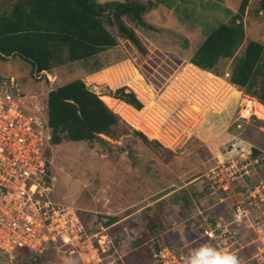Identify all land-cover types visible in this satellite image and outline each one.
I'll return each mask as SVG.
<instances>
[{
	"label": "rangeland",
	"instance_id": "obj_1",
	"mask_svg": "<svg viewBox=\"0 0 264 264\" xmlns=\"http://www.w3.org/2000/svg\"><path fill=\"white\" fill-rule=\"evenodd\" d=\"M10 1L0 0V12ZM135 1L155 3V6L143 15L145 25L135 26L127 21L146 48L145 54L138 52L129 41L118 37L117 29L113 26L109 29L116 35L117 44L99 53L88 63L76 61L58 65L47 70L45 75L32 73L29 65L18 56H9L0 58V77L18 79L25 93L36 92L35 97L38 95V102L41 99L40 104L46 101L47 92L51 88L76 78H81L89 88L103 96L105 87L114 89L125 86L127 90H132L124 80L139 73L143 81L151 88L154 86L158 92L179 65L190 61L204 37L220 23L228 22L238 12L241 2ZM257 1L249 0L245 12L241 15L245 38L235 56L242 53L249 40L264 43V16L256 10ZM231 62V58L221 60L220 67L228 71ZM96 64L101 68L91 72V67ZM236 87L239 90L238 86ZM132 91L141 100L143 108L144 99L148 98L141 97L134 89ZM233 91H230L232 98H240L231 119L228 114L207 113L210 117L205 124L207 114L202 115L194 125H187L186 129L181 125V120L170 121L168 129L172 128L173 132L181 130L177 143L170 144L163 137L148 132L151 128L149 125L146 127L144 121L149 122L148 114L159 108L157 103L144 113L141 126L145 131L134 127L121 117L127 124L129 133L117 140L104 136L109 142L63 140L57 145L48 144L47 180L51 188V199L71 204L80 215L87 213L99 221L101 217L118 220L135 212L119 225V230H107L112 240L108 258L113 264H123L125 256L143 246H147L151 253L152 249L156 248L155 244L181 249L186 255L195 254V250L202 245L199 234L208 219L219 216L228 218L231 213L230 206L234 196L229 191L223 192L215 187L213 189L205 183V173L213 159L218 156L221 145L241 137L261 149L263 153L258 154L259 157L264 156V127L257 129L258 124L251 117L258 116L253 113L255 108L249 114L243 111L246 99L254 97L240 90L238 95H233ZM232 98L229 96L225 103ZM154 100L156 101V98ZM166 106L173 105L168 102ZM174 107L171 110L176 111L175 116L178 119L187 123L191 120L184 118L182 112L177 108L174 110ZM237 112L238 115L242 113L246 117L244 121H240L241 127L230 126L232 120L236 119ZM228 113L230 114V111ZM151 116L153 117V114ZM167 127L163 126L161 132L167 130ZM251 128L256 129L250 131ZM132 130L142 132L149 140H156L162 148L145 144ZM240 183L231 187L235 194H238ZM150 215H156L159 222L152 232L145 228ZM90 221L89 218V225ZM95 223L98 228L100 224ZM123 225L126 226L123 228ZM141 238L143 239L139 241ZM43 256L45 260L36 264L48 263L50 256L56 259L51 250H47V254L44 252ZM20 261L15 255L9 257L0 252V264H20Z\"/></svg>",
	"mask_w": 264,
	"mask_h": 264
},
{
	"label": "built area",
	"instance_id": "obj_2",
	"mask_svg": "<svg viewBox=\"0 0 264 264\" xmlns=\"http://www.w3.org/2000/svg\"><path fill=\"white\" fill-rule=\"evenodd\" d=\"M40 73L47 75L46 71ZM228 76V72L216 75L187 61L169 75L158 92L143 81L159 106L154 113L149 112L145 126L149 125L151 131L170 144L177 143L181 130L173 132L168 123L181 120L186 129L202 115L221 112L226 99L232 98L230 91L237 90ZM18 81L0 77V251L9 257L21 248L34 254L53 251L56 259L44 264H113L108 258L112 240L102 225L107 218L101 217L97 230L88 232L73 205L51 199L47 180V113L39 103L41 99L38 102V95L35 97L36 92L25 93ZM168 102L191 120L187 123L178 119L176 111L171 110L173 106H166ZM245 108L246 104L243 111ZM238 116L245 117L242 113ZM163 126L167 130L161 132ZM226 142L205 177L209 187L234 196L231 213L228 218L219 216L207 221L199 238L202 244L235 252L242 264H264V156H254L253 146L242 138ZM238 182L241 183L235 194L231 187ZM189 256L181 249L159 244L152 249L147 264H184Z\"/></svg>",
	"mask_w": 264,
	"mask_h": 264
},
{
	"label": "trees",
	"instance_id": "obj_3",
	"mask_svg": "<svg viewBox=\"0 0 264 264\" xmlns=\"http://www.w3.org/2000/svg\"><path fill=\"white\" fill-rule=\"evenodd\" d=\"M248 2L249 0H241L238 12L228 22L220 23L212 29L189 60L216 75L228 72V81L264 105V43L249 40L242 53L235 56L245 38L241 15L245 12ZM154 6V2L142 3L135 0H11L0 12V58L18 56L29 65L32 73L47 71L69 62L88 63L99 53L117 44L116 35L109 29L113 26L117 29L118 37L129 41L138 52L145 54L146 48L127 21L135 26L145 25L143 15ZM256 10L264 16V0L257 1ZM228 58H231L232 62L229 70L224 71L220 67V61ZM100 68L101 66L96 64L91 67V72ZM102 94L118 99L137 110L142 107L141 100L132 90L127 91L125 86L114 89L105 87ZM239 98H232L223 111H212L208 114H228L231 119ZM42 104L47 113L51 145H57L63 140L109 142L104 136L117 140L129 133L122 116L107 105L101 99V94L90 89L81 78L51 88ZM209 117L210 115L204 124ZM251 117L256 119L254 115ZM240 121H244V118H238L230 126L237 127ZM257 121L258 125H264V121ZM132 131L140 136L145 144L162 148L159 142L147 139L142 132ZM253 154L258 155L260 151L254 148ZM261 171L264 172V166ZM80 216L88 232L97 230L95 222L101 224V219L93 220L94 217L87 213ZM212 220L214 219H208ZM115 221V218L107 217L102 225L107 227V230L116 231L119 230L118 225L109 226ZM157 223L159 222L156 215H150L145 224L146 230L152 232ZM158 245L154 246L157 248ZM43 254L44 252L34 254L25 248L14 252L15 257L21 260L20 264L42 262L45 260ZM50 257L49 261L53 260V256ZM150 258L149 248L143 246L125 256L123 264H147Z\"/></svg>",
	"mask_w": 264,
	"mask_h": 264
},
{
	"label": "bare ground",
	"instance_id": "obj_4",
	"mask_svg": "<svg viewBox=\"0 0 264 264\" xmlns=\"http://www.w3.org/2000/svg\"><path fill=\"white\" fill-rule=\"evenodd\" d=\"M143 81L142 76L139 73H135L131 77H129L127 80L125 79L124 82L132 85L134 89L136 90L137 94H139L143 98H148L144 99V107L140 110H135L133 109L130 105L118 101L115 98H112L107 95L101 96V98L105 101L107 105H109L112 109L117 111L123 118H125L127 121H129L134 127L144 129L143 126H141V123L144 119V113L147 112L152 106H156L157 103L153 99V94L151 93L150 89L148 86L143 85L141 82ZM234 91L232 92L233 95H238V90L233 89ZM246 108L245 112L248 114L250 112V109H254V113L258 115L260 118H264V106L260 104L259 102L255 101L254 99H246ZM196 120L197 118H193ZM148 130V129H146ZM145 131V129H144ZM148 132L155 134V131H150ZM149 134V133H148Z\"/></svg>",
	"mask_w": 264,
	"mask_h": 264
},
{
	"label": "clouds",
	"instance_id": "obj_5",
	"mask_svg": "<svg viewBox=\"0 0 264 264\" xmlns=\"http://www.w3.org/2000/svg\"><path fill=\"white\" fill-rule=\"evenodd\" d=\"M236 219H240L239 214H237ZM184 264H242V262L235 252L222 251L207 244H202L195 250L194 255H190L184 260Z\"/></svg>",
	"mask_w": 264,
	"mask_h": 264
},
{
	"label": "crops",
	"instance_id": "obj_6",
	"mask_svg": "<svg viewBox=\"0 0 264 264\" xmlns=\"http://www.w3.org/2000/svg\"><path fill=\"white\" fill-rule=\"evenodd\" d=\"M254 99V98H253ZM117 100V99H116ZM255 100V99H254ZM119 101V100H118ZM256 101V100H255ZM261 104V103H260ZM263 105V104H262ZM264 106V105H263ZM226 107H227V104L225 105V108L224 109H226ZM133 108V107H132ZM134 109V108H133ZM223 109V110H224ZM136 110V109H135ZM222 110V111H223ZM245 116V115H244ZM246 117V116H245ZM256 117V119H253L255 122H257V124H258V121H257V119H259V120H262V121H264V118H260V117H258V116H255ZM238 118H240L239 116H236V119H233L232 120V122H235V121H237V119ZM237 126L239 127L240 126V123H238L237 124ZM249 126V125H248ZM246 127V126H245ZM261 127H264V125H257V129H261ZM256 128H251V129H249L250 131H253V130H255ZM260 131V130H259ZM261 132V131H260ZM237 138H240V137H237ZM244 141H246V142H248L249 144H251L252 146H253V149L254 148H257L259 151H260V153L262 152L261 151V149L259 148V147H257L256 145H254L253 143H251L250 141H247V140H245V139H243ZM263 153V152H262ZM205 183L207 184V181L205 180ZM135 213V212H134ZM134 213H130V214H128L127 216H124L123 218H121V219H118V220H116L114 223H112L111 225H109V226H113V225H118V227H119V225L121 224V223H123V221L126 219V218H128V217H131ZM108 226V227H109ZM126 225H123V228L125 227ZM178 228V227H177ZM189 229V228H188ZM178 230H181L180 228H178ZM190 230V229H189Z\"/></svg>",
	"mask_w": 264,
	"mask_h": 264
}]
</instances>
